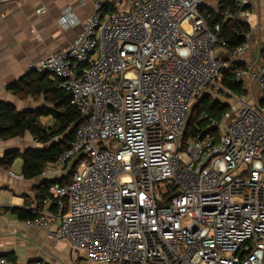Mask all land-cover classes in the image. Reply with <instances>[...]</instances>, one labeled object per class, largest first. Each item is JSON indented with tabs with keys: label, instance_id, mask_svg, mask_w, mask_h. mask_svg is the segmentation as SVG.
I'll list each match as a JSON object with an SVG mask.
<instances>
[{
	"label": "built area",
	"instance_id": "1",
	"mask_svg": "<svg viewBox=\"0 0 264 264\" xmlns=\"http://www.w3.org/2000/svg\"><path fill=\"white\" fill-rule=\"evenodd\" d=\"M204 1L96 3L80 35L30 68L60 81L82 123L41 173H69L42 201L55 214L38 213L28 228L91 264H264V67L247 60V43L227 60ZM254 1L236 0L224 19L247 24ZM58 23L79 24L70 9ZM232 62L244 66L235 80L252 103L221 87ZM204 89L233 104L185 137Z\"/></svg>",
	"mask_w": 264,
	"mask_h": 264
},
{
	"label": "crops",
	"instance_id": "2",
	"mask_svg": "<svg viewBox=\"0 0 264 264\" xmlns=\"http://www.w3.org/2000/svg\"><path fill=\"white\" fill-rule=\"evenodd\" d=\"M82 1L11 0L0 4V103L13 106L17 112L46 108L43 97L21 100L8 90V86L27 75L33 65L64 50L82 33L95 4L103 5L108 0ZM67 9L71 10L79 23L77 26L65 28L59 25L62 13ZM42 10L45 12L41 13ZM251 12L253 14L246 24L249 27L246 36L249 48L247 60L258 61L260 45L264 41V0H255ZM39 123L48 128L53 120L50 116H43ZM36 149H42V146L29 134L0 141V157L11 152L23 154ZM22 170L21 158L16 159L9 169L0 167V257L17 264H32L38 260L49 264H91L85 260L82 252L71 250L65 243L48 240L45 229L28 228L26 221L11 212L21 209L36 216L40 212L53 216L54 207H43L36 195L45 183L49 187L55 183H65L69 173L60 177L40 174L27 180ZM56 226L54 222L50 229L54 230Z\"/></svg>",
	"mask_w": 264,
	"mask_h": 264
},
{
	"label": "trees",
	"instance_id": "3",
	"mask_svg": "<svg viewBox=\"0 0 264 264\" xmlns=\"http://www.w3.org/2000/svg\"><path fill=\"white\" fill-rule=\"evenodd\" d=\"M213 1L218 12L206 7V5H203L199 11L209 27L219 25L221 38L227 45L229 53L227 60H229L232 51L246 43L249 27L243 23L227 21L223 17L225 12L236 10V0ZM102 7L110 8V0ZM262 44L263 46L258 53V63L264 67V41ZM243 68L242 64L232 62L229 71L224 72V79L221 83L222 89L236 96L245 95L242 84L235 80V72ZM8 90L21 100L27 98L36 100L43 97L46 105V108L38 111L17 112L13 106L0 103V141L22 138L25 134H29L42 146V149L28 150L23 154L18 152L7 153L0 157V167L9 169L16 159L21 158L23 177L31 180L39 177L48 164L54 163L63 152L69 149L74 140L76 129L82 123V118L70 106L69 96L60 88L59 80H49L48 76L38 74L33 70H30L18 82L9 85ZM227 106L221 101L211 99L210 95L201 96L187 116L185 137L207 132V124L202 117L206 115L220 122ZM43 116L52 118L51 127L45 128L39 123V119ZM198 117H201V120L197 122ZM48 188L49 184L47 183L40 187L36 195L39 204H42ZM11 212L23 221L36 218V215L26 210L13 209Z\"/></svg>",
	"mask_w": 264,
	"mask_h": 264
},
{
	"label": "rangeland",
	"instance_id": "4",
	"mask_svg": "<svg viewBox=\"0 0 264 264\" xmlns=\"http://www.w3.org/2000/svg\"><path fill=\"white\" fill-rule=\"evenodd\" d=\"M204 3L207 6H209V7H212V8L216 7V5H215L213 0H205ZM262 46H263V44L261 43L260 47L262 48ZM253 57L254 58L256 57L255 53L253 54ZM246 82H248V81H246ZM247 85L250 86L251 84L248 82ZM205 94L210 95L211 99L221 101L222 103H225L226 105L233 104V100L231 98H229V97H226L224 92H216V91H211V90H208V89H204L203 91H200L197 94L195 100L192 103L191 109H192L193 106H195L198 103V99L201 96L205 95ZM241 96H244V102L252 103V97L247 92H246L245 95H241ZM191 109H190V111H191ZM187 119H188V117H187ZM187 119H186V121H187ZM200 120H201V117H198L197 122L200 121Z\"/></svg>",
	"mask_w": 264,
	"mask_h": 264
}]
</instances>
